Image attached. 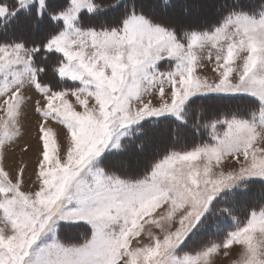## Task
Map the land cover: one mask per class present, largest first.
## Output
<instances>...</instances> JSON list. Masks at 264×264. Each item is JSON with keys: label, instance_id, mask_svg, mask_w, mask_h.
<instances>
[{"label": "snow or ice", "instance_id": "snow-or-ice-1", "mask_svg": "<svg viewBox=\"0 0 264 264\" xmlns=\"http://www.w3.org/2000/svg\"><path fill=\"white\" fill-rule=\"evenodd\" d=\"M172 7L0 0V264H217L233 245L243 248L234 264H264V239L256 240L264 237V202L243 221L225 209L235 227L219 242L185 246L222 192L264 178V3L237 0L207 28L159 17ZM118 8L115 20L94 19ZM46 24L55 31L43 40L7 39L16 26L36 33ZM205 51L212 68L201 67ZM49 58L55 77L76 83L51 87L39 62ZM210 95L250 102L193 110V98ZM30 103L39 119L26 178L27 164L6 169L5 150ZM168 116L207 130L209 140L148 161L121 159L122 138Z\"/></svg>", "mask_w": 264, "mask_h": 264}, {"label": "trees", "instance_id": "trees-1", "mask_svg": "<svg viewBox=\"0 0 264 264\" xmlns=\"http://www.w3.org/2000/svg\"><path fill=\"white\" fill-rule=\"evenodd\" d=\"M152 3V0H145L146 4ZM101 3H108L110 0H100ZM221 4L219 6V10L216 11L214 14L215 17L213 19H205L202 24L197 23L195 26L197 28L208 26L209 24L219 20V18L227 11V7L229 5H233L237 2V0H221ZM164 1L161 0V4L163 5ZM169 4H173L174 7L168 9L167 11H161L159 13V17L168 22L167 18L175 19L174 12L176 9H179L180 6L184 3V0H168ZM241 5L245 4H259L264 3V0H239ZM148 10L147 8L145 9ZM120 16L119 8L115 11L113 10H105L103 13L96 16L94 19L99 21L102 17H106L109 21L115 20ZM166 18V19H164ZM170 23V22H169ZM200 24V25H199ZM200 26V27H199ZM49 31H55V27L51 24H46L43 30L38 31L36 33H32L31 31L27 30L23 26H16L12 29L8 35L7 39H24L26 41H39L43 40ZM40 63H43L48 68V75L45 77L46 82L53 88H62L68 87L73 85L75 82L61 80L55 77L52 72V60L49 59H40ZM250 102L242 97L237 96H226V95H210L204 98H193V110L203 106L206 109L210 108L213 111H227V110H235L236 108L240 107L242 104ZM195 112V111H194ZM194 117V116H193ZM184 130V132H183ZM159 134L161 136L159 141L163 140L165 144L164 147L161 146L163 149H159L160 152L157 153L153 158H155L158 154L165 151L168 147L175 146L177 148L186 146L187 148H191L195 144H200L206 142L207 140V133L205 130H200L197 128L192 127V122L189 121L188 125H184L182 123H177L172 120V118L164 117L159 118L158 120H150L148 124L144 126V132L140 133L137 132L132 138L125 139L123 142L127 145V148H122L119 150L120 154L123 155L124 153H129L128 155L134 153H141L145 151L148 142L145 143L144 137L148 138L150 134ZM170 133V136L168 134ZM158 141V142H159ZM169 142V144H167ZM144 144V145H143ZM167 144V145H166ZM142 145V147H141ZM166 145V146H165ZM137 148H141L140 151ZM158 147H156L157 149ZM158 150V151H159ZM157 151V150H156ZM153 153V152H149ZM151 155V154H149ZM148 155V156H149ZM148 158V157H147ZM152 158V159H153ZM142 159V158H141ZM151 160V159H150ZM143 161H147L146 158ZM123 174V170H122ZM264 202V181L260 180H251L243 184V186L233 189L231 191L225 192L220 198L216 200L215 208L217 207L221 213H216L213 217H216L214 222L219 223L225 222L227 226H220L218 229L220 233L227 232L225 229L229 227H233V219L225 212V209L231 210V214L236 216L238 219H245L248 209L252 207H256ZM230 229V228H229ZM228 230V229H227ZM216 231V230H214ZM224 232V233H225Z\"/></svg>", "mask_w": 264, "mask_h": 264}, {"label": "rangeland", "instance_id": "rangeland-1", "mask_svg": "<svg viewBox=\"0 0 264 264\" xmlns=\"http://www.w3.org/2000/svg\"><path fill=\"white\" fill-rule=\"evenodd\" d=\"M198 2H199V8H196L193 6V0H184V3L180 6V8L176 9V12H174L175 19L173 20V19L168 17L167 18L168 22H170L172 24H182V25L186 24V25H190V26H191V24L192 25L193 24L196 25L197 23L202 24V22H204L206 18L207 19L208 18L213 19L215 17V15H213V14L216 13L217 9L219 8L220 4L222 3L221 0H198ZM149 4H150V1H149ZM185 6H187L189 9L187 13H185L183 10ZM200 12H201V14H200ZM178 15H181V16H178ZM164 19H166V18H164ZM211 24H209V25H211ZM208 26H206V27H208ZM201 28H205V27H201ZM203 55L205 56V59L202 62V66H201L202 68H203L204 64H208L207 59H206V51L203 53ZM164 67L166 68L167 65H165ZM208 67L212 68V67H214V65L208 64ZM202 74H209L207 71V68L203 69ZM28 94L33 95L32 93H28ZM34 99L41 100V102H43V97L41 95H35ZM71 99H74V98H71ZM3 115L4 114L2 112H0V116H3ZM192 116H195L194 111L192 113ZM168 117L172 118V120H174V122L179 123V121H177L175 119V117H171V116H168ZM160 118H164V117H160ZM38 119H39V117L35 115V113L33 111L32 103H30L28 109L26 110L25 115L20 118L21 134H20L19 138H16L14 143H8L6 150H5V156H6L5 167H6V169L11 170L12 168L16 167L17 165L23 166V165L27 164L29 167H28V172L26 173V178L28 175H31V173H32L31 164L35 159V144H36V139H37V135H38V123H37ZM158 119L159 118L153 119V120H158ZM53 127H54V132H55L56 127L54 124H53ZM200 130H205V129L201 128ZM205 131L207 133V130H205ZM183 132H184V130H183ZM136 133L137 132L134 131L128 137L122 138L123 141L125 139L129 140ZM168 134L170 136L169 132H168ZM160 137L161 136H159V134H157L156 132L153 135L150 134V136H148V138L144 137V139H146L145 143L148 142V145L146 146L145 151L141 152V153H134V156H138V157L142 158V160H143L144 158H147L149 152H153L152 155L154 157L157 153L160 152V151H158L160 149V147L163 144H165L163 140L159 141ZM208 140H209V136L207 133V140L206 141H208ZM57 143L59 145L60 141L58 140ZM30 145L32 146V150L26 152L25 149L28 148ZM156 147H158V148L155 149ZM140 149L141 148H139V149L137 148L138 151H140ZM188 149H191V148H188ZM119 150H121V149H119ZM119 150H116V151H119ZM128 154L129 153H124L123 155H121V159H127V157L129 156ZM255 179L260 180V181H264V178L252 177V178L245 180L243 182V184L246 182H249L251 180H255ZM27 187L31 188L32 184L28 183ZM225 192H227V191L222 192L220 194V196L216 198V200L218 198H220ZM216 200L214 201V205H213V209H212L213 213L209 217V222H208L206 228L204 230H202L201 232L197 233L196 236L192 237L186 243V245H185L186 247H188V248L196 247L200 243H205V242H219L220 240L223 239V237L225 236V234L227 232L234 229L235 221L233 222V227H229L230 229L227 228L228 230L225 229L227 232L224 231L225 233L224 232L220 233L218 228L220 226H227L228 224L225 222H220V224L214 222L216 217H213V215H215L216 213H219V214L221 213V211H219V209L217 207L216 208L214 207ZM239 220L243 221L244 219H239ZM148 230H149V226L145 225V232H143L141 235V240L144 243H148V236H147ZM150 230L156 231V229H154V228H152ZM214 230H216V231H214ZM75 231H76L75 229L70 230L69 235H73L75 233ZM83 231H84L83 229L80 230L81 233H83ZM257 241H259V240H257ZM133 243L135 244V241ZM236 246L238 247L239 245H236ZM242 252H243V249H239L237 251L238 254L232 253L231 257L233 258V260H231V258L227 259V257H229L230 254L228 256H223V254L221 252V255L217 259V264H234V262H238L242 259ZM235 257H237V258H235Z\"/></svg>", "mask_w": 264, "mask_h": 264}, {"label": "crops", "instance_id": "crops-1", "mask_svg": "<svg viewBox=\"0 0 264 264\" xmlns=\"http://www.w3.org/2000/svg\"><path fill=\"white\" fill-rule=\"evenodd\" d=\"M262 239H264V237H262L259 233H257L256 234V240H262ZM239 249H243L242 246L239 245L237 247L236 245H233L232 248H231V251H230V255H229V257H227V259H230L231 258V260H233V258L231 257L232 253L233 254H238L237 251ZM235 258H237V257H235Z\"/></svg>", "mask_w": 264, "mask_h": 264}, {"label": "bare ground", "instance_id": "bare-ground-1", "mask_svg": "<svg viewBox=\"0 0 264 264\" xmlns=\"http://www.w3.org/2000/svg\"><path fill=\"white\" fill-rule=\"evenodd\" d=\"M200 14H201V12H200ZM174 15H175V14H174ZM205 15H206V14H205ZM208 15H209V14H208ZM211 15H212V14H211ZM213 15H214V14H213ZM178 16H181V15H178ZM178 16H177V17H178ZM206 17H207V16H206ZM210 17H211V16H210ZM208 19H209V18H208ZM182 20H183V19H182ZM176 21H177V20H176ZM193 22H194V21H193ZM190 24H191V23H190ZM185 25H186V24H185ZM191 25H192V24H191ZM193 25H194V24H193ZM167 144H169V143H167ZM167 144H166V145H167ZM166 145H165V146H166ZM162 147H164V145H163ZM155 149H156V148H155ZM161 149H162V148L160 147V150H161ZM163 149H164V148H163ZM160 150H159V151H160ZM149 154H151V155H149ZM149 154H148L149 156H147L148 158H146L147 161L150 160V159H152V157H153L152 153H149ZM144 159H145V158H144Z\"/></svg>", "mask_w": 264, "mask_h": 264}]
</instances>
